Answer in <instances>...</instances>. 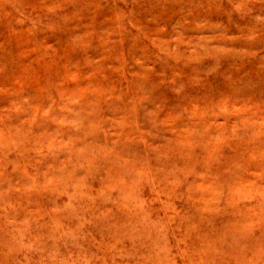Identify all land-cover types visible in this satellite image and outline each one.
<instances>
[{"label": "rangeland", "instance_id": "rangeland-1", "mask_svg": "<svg viewBox=\"0 0 264 264\" xmlns=\"http://www.w3.org/2000/svg\"><path fill=\"white\" fill-rule=\"evenodd\" d=\"M0 264H264V0H0Z\"/></svg>", "mask_w": 264, "mask_h": 264}, {"label": "bare ground", "instance_id": "bare-ground-1", "mask_svg": "<svg viewBox=\"0 0 264 264\" xmlns=\"http://www.w3.org/2000/svg\"><path fill=\"white\" fill-rule=\"evenodd\" d=\"M212 58V57H211ZM213 62V61H212ZM131 234V233H130Z\"/></svg>", "mask_w": 264, "mask_h": 264}]
</instances>
